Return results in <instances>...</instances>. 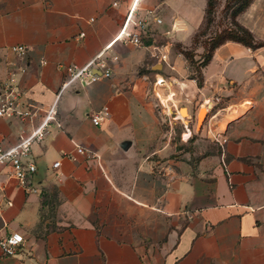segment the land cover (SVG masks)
Instances as JSON below:
<instances>
[{"label": "crops", "instance_id": "obj_1", "mask_svg": "<svg viewBox=\"0 0 264 264\" xmlns=\"http://www.w3.org/2000/svg\"><path fill=\"white\" fill-rule=\"evenodd\" d=\"M133 2L0 0V81L24 68L14 77L20 103L40 109L31 120L0 118V147L29 138L45 111L60 125L26 157L35 192L0 166V236L24 238L0 264H264V0L235 19L263 46L218 45L200 87L176 47H191L208 0H139V16L153 10L161 20L148 18L141 47L115 41ZM102 51L109 78L59 93L67 67Z\"/></svg>", "mask_w": 264, "mask_h": 264}, {"label": "built area", "instance_id": "obj_2", "mask_svg": "<svg viewBox=\"0 0 264 264\" xmlns=\"http://www.w3.org/2000/svg\"><path fill=\"white\" fill-rule=\"evenodd\" d=\"M139 0H134L132 6L128 9L126 22L120 28L115 41L124 44L141 47L143 46V38L148 30V18L155 24H160L161 20L155 16V11L149 10L146 16H139L137 11V4ZM115 4V3H114ZM11 50L18 56H22L26 52V48L22 46L12 47ZM160 47L152 46L150 49V56L158 62L165 63L166 56L159 52ZM105 51L96 55L84 67L76 68L73 66L67 67V80L62 84L59 93L69 87L76 81L85 80L86 83L95 82L101 78H109L110 70L106 66ZM97 72L95 74L94 72ZM25 69L20 67L16 72L10 73L9 77L0 81V118L20 120H31L36 116L40 110L38 106L25 103H20L22 93L18 89L15 75L24 74ZM59 93L56 96L58 100ZM107 116V109L103 108L90 116L92 125L99 126ZM55 118V113L52 110L45 111L40 126L35 129L29 138L20 139L19 142L10 149H3L0 147V166H9L11 176L24 186L27 191L36 190L29 185V179L36 171V166L33 162L27 161L26 157L29 154L31 145L39 141L46 134L50 127H59ZM78 154H86V151L79 145L75 146ZM60 161L52 164V169H57ZM24 244L23 236L18 232H13L8 235L0 236V255L14 256L16 255Z\"/></svg>", "mask_w": 264, "mask_h": 264}, {"label": "rangeland", "instance_id": "obj_3", "mask_svg": "<svg viewBox=\"0 0 264 264\" xmlns=\"http://www.w3.org/2000/svg\"><path fill=\"white\" fill-rule=\"evenodd\" d=\"M248 1L250 0H209L207 15H205L203 26L195 36L191 47L184 50L192 53V55L194 56V58H192L193 61H201L203 58H206L212 46H214L221 40L223 32L234 29L233 17L237 13L238 9L242 5H245ZM197 55L199 56L198 59L196 58ZM191 76L196 77V73H194V70H192ZM169 111L170 113L167 114V118L163 117L162 120H159L162 123L161 135H165L170 131L169 125L165 122L166 119H169L172 116V110ZM181 111L180 115L185 116L181 113ZM202 111L204 112L202 118L197 123V125L195 122V131H199L203 124L206 112L204 109H202ZM182 130V126L174 125L173 130H171V134L173 137L177 138L179 137ZM181 148L182 146L180 144L177 143L175 145L176 150H179Z\"/></svg>", "mask_w": 264, "mask_h": 264}, {"label": "trees", "instance_id": "obj_4", "mask_svg": "<svg viewBox=\"0 0 264 264\" xmlns=\"http://www.w3.org/2000/svg\"><path fill=\"white\" fill-rule=\"evenodd\" d=\"M251 1L252 0L248 1L245 5H242L238 9L237 13L233 17L234 29H230L229 31L223 32L221 40L218 43H216L214 46H212L211 50L208 52V56L206 58H203L201 60V62H199L195 59H194L195 61H193L192 58H194V56L192 55V53L184 51L185 49H182L180 46L176 47L177 51L183 55V57L186 59L189 66L191 67V69L194 70V73H196V77L195 76H193V77L196 79V83H197L198 87H200L202 85L200 68L207 64L208 60L211 57L212 51L218 45H220L226 41H233V42L240 43L246 47H249L251 49H256V48L263 46L262 42L255 41L253 36L251 35V33L248 30H246L245 28H243L242 26H240L235 20L237 15L240 14L241 12H243L245 10V8L250 4ZM208 6H209V0L207 2V9H206L205 15H207ZM198 32L195 34V36L198 34ZM195 36L193 37V41H194ZM193 41H192V44H193Z\"/></svg>", "mask_w": 264, "mask_h": 264}, {"label": "bare ground", "instance_id": "obj_5", "mask_svg": "<svg viewBox=\"0 0 264 264\" xmlns=\"http://www.w3.org/2000/svg\"><path fill=\"white\" fill-rule=\"evenodd\" d=\"M181 113L185 115V111H184V110H182ZM203 114H204L203 111H201V112L198 114V120H199V121H200V119L202 118ZM180 116H181V115H180Z\"/></svg>", "mask_w": 264, "mask_h": 264}, {"label": "water", "instance_id": "obj_6", "mask_svg": "<svg viewBox=\"0 0 264 264\" xmlns=\"http://www.w3.org/2000/svg\"><path fill=\"white\" fill-rule=\"evenodd\" d=\"M201 111H202V110H201ZM201 111H200V112H201ZM200 112H199V113H200ZM198 122H199V120H198V117H197V123H198Z\"/></svg>", "mask_w": 264, "mask_h": 264}]
</instances>
